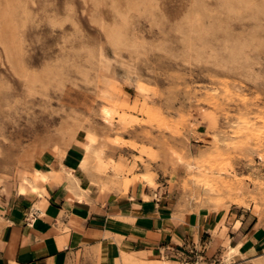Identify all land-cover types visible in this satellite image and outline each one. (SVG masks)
Returning <instances> with one entry per match:
<instances>
[{
	"label": "rangeland",
	"instance_id": "obj_1",
	"mask_svg": "<svg viewBox=\"0 0 264 264\" xmlns=\"http://www.w3.org/2000/svg\"><path fill=\"white\" fill-rule=\"evenodd\" d=\"M8 1L0 181L73 132L98 149L85 169L101 187L140 180L181 208L264 214V9L225 18L213 2L224 20L209 23L194 0H22L12 26Z\"/></svg>",
	"mask_w": 264,
	"mask_h": 264
},
{
	"label": "crops",
	"instance_id": "obj_2",
	"mask_svg": "<svg viewBox=\"0 0 264 264\" xmlns=\"http://www.w3.org/2000/svg\"><path fill=\"white\" fill-rule=\"evenodd\" d=\"M80 141L63 156H35L27 180L20 169L0 181V264H180L161 251L204 237L199 264L212 256L221 264L264 257V214L181 208L165 187L140 180L101 187L82 164Z\"/></svg>",
	"mask_w": 264,
	"mask_h": 264
},
{
	"label": "bare ground",
	"instance_id": "obj_3",
	"mask_svg": "<svg viewBox=\"0 0 264 264\" xmlns=\"http://www.w3.org/2000/svg\"><path fill=\"white\" fill-rule=\"evenodd\" d=\"M22 0H9L8 2V7H7V12H6V10H4V12H6V16H7V18H8V20L11 22V24H12V26H14V25H18V23L19 22H22L21 20L18 22L17 21V18H16V16L18 15V14H24V16H25V18H27L26 16H28V14H27V9H25L26 7L25 6H27L28 7V5H25V3H22L21 2ZM25 2H27V1H25ZM213 2H216V4H218L219 3V5H221L222 7V9H220V10H222L221 12L223 13V14H225V18H226V14H227V16H228V14L230 15V12H234V11H239L240 9V7H243V8H245V10H247V9H249L250 11H254V12H256V14H259L261 11H262V9H264V0H194L193 1V8H191L192 10H193V13L196 15V20L197 19H200V18H202L203 19V17H204V20H205V18L207 19L208 18V20H209V23H219L220 22V20H224L223 18L222 19H220V17H222V16H224V15H222L221 14V12L220 11H217V9L215 10L214 8H213V5H212V3ZM218 2V3H217ZM26 4H28V3H26ZM30 5V4H29ZM216 6V5H215ZM260 6V7H259ZM217 7V6H216ZM218 9V10H219ZM191 10V11H192ZM244 10V11H245ZM242 11V10H241ZM28 12H29V10H28ZM240 12V11H239ZM254 12H252V13H254ZM193 13H190V14H193ZM193 14V15H194ZM232 14V13H231ZM234 15V14H233ZM207 16V17H206ZM21 17V16H20ZM193 17V16H192ZM210 17V18H209ZM191 18V17H190ZM190 18H187V20L188 19H190ZM219 18V19H218ZM15 19H16V21L18 22H16L15 21ZM192 19H194V18H192ZM218 19V20H217ZM203 20V21H204ZM24 21H26V19L25 20H23V22ZM197 21H200V20H197ZM192 23V22H191ZM199 25V24H198ZM212 25V24H211ZM15 28H17V27H15ZM14 34V33H13ZM126 104V103H125ZM102 111H103V113H104V116L105 117H107L108 115H109V109L107 108V107H103V109H102ZM69 126V125H68ZM65 127V126H64ZM63 127V128H64ZM70 127V126H69ZM71 129V130H70ZM67 131L68 132H71V131H75L76 132V130H72V128H67ZM64 132V131H63ZM73 132H71V134H70V136H69V134H68V136H69V138L68 137H66V140H64L61 144H59V146H58V150H57V153H58V156H63L64 155V153L66 152V150H67V148L71 145V140H72V138L74 137L73 136V134H72ZM68 138V139H67ZM74 139V138H73ZM83 150H84V153H83V155H82V164L86 167V166H88V164H89V162H90V160H92L93 158H95V157H97V155H98V153H99V151H98V149L97 148H95L92 144H91V142H87L85 145H84V148H83ZM60 158V157H59ZM37 169V168H36ZM37 171H38V169H37ZM36 171V172H37ZM20 176H21V178H23L24 180H27L28 178H27V175H26V170H23L21 173H20ZM42 175H40V177H41ZM128 184V181L126 182V184L125 185H127ZM210 184H211V182H210ZM209 184V185H210ZM224 184H225V182H224ZM208 185V186H209ZM216 185V184H215ZM227 185V184H226ZM206 186V185H205ZM212 186V185H211ZM228 186V185H227ZM217 187V186H216ZM207 188V187H206ZM209 189V188H208ZM216 189V188H215ZM202 190V189H201ZM216 190H218V188L216 189ZM210 191H213V190H210ZM230 197V196H229ZM232 197H234L235 198V196H233L232 195ZM209 198V197H208ZM219 198V197H218ZM212 199H213V197H212ZM214 199H217L216 197L214 198ZM229 199H231V198H229ZM239 199V198H238ZM241 199V198H240ZM216 201V200H215ZM236 201V200H235ZM242 201V200H241ZM240 201V202H241ZM212 202H213V200H212ZM237 202H239V201H237ZM215 203V202H214ZM246 203V202H245ZM245 203H243V204H245ZM233 249L234 248H231V247H229V251H228V254H230L232 251H233ZM128 257V256H127ZM128 261V260H127ZM164 263V262H163ZM196 264H198V263H196Z\"/></svg>",
	"mask_w": 264,
	"mask_h": 264
},
{
	"label": "built area",
	"instance_id": "obj_4",
	"mask_svg": "<svg viewBox=\"0 0 264 264\" xmlns=\"http://www.w3.org/2000/svg\"><path fill=\"white\" fill-rule=\"evenodd\" d=\"M209 239L204 237L198 242L191 239L183 248H176L168 245L161 251V255H176L180 264H196L199 260L205 259V252ZM221 260L216 256H212L208 264H221Z\"/></svg>",
	"mask_w": 264,
	"mask_h": 264
}]
</instances>
